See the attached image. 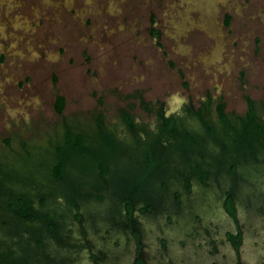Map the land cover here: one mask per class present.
Returning a JSON list of instances; mask_svg holds the SVG:
<instances>
[{"label": "rangeland", "instance_id": "obj_1", "mask_svg": "<svg viewBox=\"0 0 264 264\" xmlns=\"http://www.w3.org/2000/svg\"><path fill=\"white\" fill-rule=\"evenodd\" d=\"M56 95L64 97L61 115L53 107ZM208 97L237 114L246 111L247 97L264 110V0H0V158L21 177L33 175L47 193L59 194L58 202H46L54 211H65L60 195L69 192L50 181L47 165L65 126L79 122L89 132L90 148L100 152L104 143L93 128L98 114L119 140L129 142L121 110L153 128V110L163 105L189 125L186 107H198ZM91 162L89 155L74 156L69 168L84 190L96 182L94 174H83ZM116 163L119 170L140 166L127 156ZM252 167L238 168L234 197L246 240L254 242L264 229V167ZM189 181L187 189L179 177L168 180L166 201L154 214L134 212L148 264H209L211 242H219L234 224L216 217L229 176L221 174L206 185L194 177ZM102 187L100 202L81 205L83 220H69L74 248L61 249L44 236L40 246L25 233L11 235L4 243L12 262L40 260L53 250L70 257V264H91L89 247H79L83 244L94 253L104 251L103 264H129L136 239L128 243L123 204L110 187ZM175 191L181 196L178 209L169 204ZM30 228L43 234L40 223ZM10 229L0 228V237ZM157 236L166 238V251Z\"/></svg>", "mask_w": 264, "mask_h": 264}, {"label": "trees", "instance_id": "obj_2", "mask_svg": "<svg viewBox=\"0 0 264 264\" xmlns=\"http://www.w3.org/2000/svg\"><path fill=\"white\" fill-rule=\"evenodd\" d=\"M226 20L228 22L229 18ZM246 103V111L237 114L226 111L222 101L214 103L208 97L198 107H186V117L193 122L189 125L184 117H165L161 105L155 113L156 129L153 131H149L145 123L135 122L127 110H121L119 120L129 133V142L119 140L116 131L105 126L103 116L98 114L93 128H96L98 137L104 143L100 152L90 148L89 132L80 128L79 122L65 126L63 139L55 147L52 146L54 152L47 165L50 181L63 184L69 192L68 195H60L66 203L65 211H54L46 203L58 202L59 194L53 190L47 193L35 182L33 175L21 177L12 166H5L0 158V228H11L10 237L7 234L0 237V260L12 262L9 245L4 243L7 238L25 233L35 242L42 240L38 237V231L30 228L35 223L55 226V220L62 219L63 224L58 226L65 229L70 217H85L81 205L90 200L100 202L101 195L96 198L94 193L101 192L105 184L110 187L114 198L122 204L124 201L129 209L136 197L142 198L147 193L162 195L157 187L160 180L167 184L168 180L179 177L184 184H188L190 178L194 177L200 183H206L207 179L215 183L225 173L229 176V183L237 190L240 179L238 168L241 164L252 165L257 171L264 167V110L251 98L247 97ZM63 105L64 97L56 95L53 107L57 115H61ZM143 107L147 112L150 111L149 105ZM139 130L145 131L143 139L137 136ZM207 149L214 151L212 163L206 161ZM85 155H89L92 162L83 167V174H94L96 178L93 187L86 190L82 180L73 178L69 173L74 156ZM123 156L140 166L132 171L126 168L119 170L116 161ZM144 183H148V190ZM228 208L232 210L229 204ZM27 221H31L32 225L28 226Z\"/></svg>", "mask_w": 264, "mask_h": 264}, {"label": "flooded vegetation", "instance_id": "obj_3", "mask_svg": "<svg viewBox=\"0 0 264 264\" xmlns=\"http://www.w3.org/2000/svg\"><path fill=\"white\" fill-rule=\"evenodd\" d=\"M152 108V106H150ZM159 109L157 107L155 110H153L154 114ZM151 110V109H150ZM173 114H167V112L164 110V116H170ZM154 122L156 123V114L154 115ZM149 131H153L156 129V124L153 128L147 127ZM145 135V131L139 130L138 131V138L143 139ZM209 180H206V183H203L204 185L207 184ZM190 182V181H189ZM188 182V184H185V187L187 189H190L191 184ZM186 183V182H185ZM134 185L136 184L133 183ZM145 189L148 190V183L143 184ZM158 191L162 192V195L154 196L149 193L142 195L141 197H136L132 200V208L129 209V206L123 201V207L124 210L122 211L123 214H125V220H123V226L122 228L126 231H128L129 237L128 243H130L131 239H136L135 242V250L133 251V254L129 260V264H148V261L145 257L144 250L142 242L140 241V227H138L136 224H139L138 219L134 217V212L137 209L139 214H154L155 210H159L162 203L166 201L165 195L163 194V191L167 188V184L163 183L162 180H160L157 183ZM144 189V190H145ZM235 191L231 182L227 184L225 188H223V195L221 198V202L219 204L217 215L218 219L224 218L228 222H232V226H230V229H224L223 230V236L220 237V240H215L214 242H211L210 248L207 249V256L209 257V264H264V229L259 232V235L256 240L247 241L246 240V232L243 229L242 225L240 224L239 216H238V210L236 207L235 202ZM95 197L98 198L100 196V192L96 191L94 193ZM180 193L174 192L172 197L169 198V204L173 206L175 209H178L179 202H180ZM228 204L231 205V209L229 210ZM172 211V210H171ZM175 214H178L177 211L173 210ZM170 211H167L168 215L164 216V220L166 223L170 222L172 219V216H170ZM223 215V216H222ZM54 216H57L54 215ZM75 220L76 222L80 223L83 220V216H72L70 219ZM69 219V220H70ZM114 221V218H112ZM200 217L196 216V220H199ZM65 222V221H63ZM115 223V222H113ZM62 219L57 221L55 220V226L54 225H47L45 223H41V230L43 231V234L38 231V237L41 239H44L48 237L51 239L59 248L61 249H70L74 248L75 244L71 240L70 236V229L62 228L58 225H62ZM213 224V223H211ZM52 226L54 228H52ZM108 231H106L107 233ZM84 231L80 230V234L84 235ZM258 238H260L261 241H258ZM42 241V240H41ZM36 242L38 245H42V243ZM157 241L159 242L160 250L166 251L167 244H166V238L162 236H157ZM133 242V241H132ZM217 242L219 244H217ZM141 243V245H140ZM114 246L118 245L119 243L117 241L113 242ZM180 246H183V242H179ZM197 249H201L202 246L201 243L197 244ZM251 245V246H250ZM83 244L79 245L80 249L88 248V259L90 260L91 264H103V259L106 258V253L104 251L98 250L97 253H94L92 251V248L90 246H85ZM197 254V252L195 253ZM228 257L232 258L231 261H228ZM196 262H199V259L196 260ZM12 264H70V257H68L65 254H61V256H57L56 253L52 250V252H47L46 255L43 254V257L40 260H26V259H19L12 262ZM171 264H176L175 262L171 261Z\"/></svg>", "mask_w": 264, "mask_h": 264}]
</instances>
